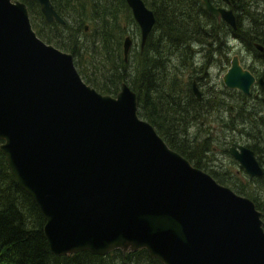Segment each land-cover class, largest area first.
I'll return each mask as SVG.
<instances>
[{
    "label": "water",
    "instance_id": "95a60500",
    "mask_svg": "<svg viewBox=\"0 0 264 264\" xmlns=\"http://www.w3.org/2000/svg\"><path fill=\"white\" fill-rule=\"evenodd\" d=\"M25 1L0 0V152L45 219L50 253L144 248L162 264H264L255 203L170 148L137 114L126 82L115 96L88 85L71 53L37 36ZM35 1L46 22L64 24L51 0ZM221 1L202 0L235 29L230 1ZM125 2L143 49L155 15L143 0ZM131 45L127 35L124 61ZM221 78L244 95L264 82L238 54ZM191 87L201 100L195 80ZM228 153L250 177L262 173L250 149L232 144Z\"/></svg>",
    "mask_w": 264,
    "mask_h": 264
},
{
    "label": "trees",
    "instance_id": "16d2710c",
    "mask_svg": "<svg viewBox=\"0 0 264 264\" xmlns=\"http://www.w3.org/2000/svg\"><path fill=\"white\" fill-rule=\"evenodd\" d=\"M143 1L153 11L155 24L142 52L140 45L135 52L131 48L127 61L123 59L121 45L124 29L120 28L117 13L119 8L126 7L125 0H51L57 13L65 19L62 25L55 21L46 22L35 0L25 3L32 27L43 41L69 51L73 59L89 53L91 59L101 64L106 79L102 84L86 79L77 68L87 84L102 94L114 96L121 83L126 82L136 93L137 114L154 126L170 148L202 169L200 161L187 155L184 147L188 148L190 144L184 145L185 136L176 135L174 126L179 130L186 126L184 116L201 122L203 119L207 121L213 111L217 119V115L223 114L225 103L212 94V88L205 87L207 70L214 61H218L220 68L224 67L230 52L226 46L228 38L245 43L256 57L264 61V50L258 51L254 47V43L264 47V13L257 10L258 0H229V8L236 18V28L233 29L207 12L202 0ZM212 2L215 6L223 3L221 0ZM130 19L135 26L131 15ZM90 23L93 26L91 35L90 29L83 31L84 24L90 28ZM156 32L159 33L155 35ZM57 33L63 41L56 38ZM192 42L201 47L203 56L200 64H196ZM189 67H193L195 74L189 83L181 85L180 77ZM246 68L264 78V72L257 74L253 64H247ZM193 80L201 91V100H197L192 92ZM258 92L259 102L264 104V85ZM239 96L242 99L249 97L241 92ZM240 113H243L241 107ZM261 118L264 127V117ZM197 146V150L190 147L199 156L209 149V138ZM217 182L222 181L218 179ZM253 202L259 210L255 199ZM44 223L42 213L16 182L0 152V264H162L144 248L128 252L115 249L105 255H94L86 250L52 255L44 236Z\"/></svg>",
    "mask_w": 264,
    "mask_h": 264
},
{
    "label": "rangeland",
    "instance_id": "374dc122",
    "mask_svg": "<svg viewBox=\"0 0 264 264\" xmlns=\"http://www.w3.org/2000/svg\"><path fill=\"white\" fill-rule=\"evenodd\" d=\"M257 4V10L264 13V0H258ZM219 5L225 6V4L221 2ZM117 13L120 28L122 27V29H124V33L121 37V45L126 35L133 36V33H136L135 36L132 37V50L135 52L139 49L140 45L139 27L136 23L134 26V24L131 22V11L127 5L126 7L119 8ZM131 18L133 19L132 15ZM89 29V35H91L93 32V26L91 23ZM158 33L159 32H156L155 35ZM56 38L63 41V37L60 36L59 33L56 34ZM50 44L54 45L53 43ZM226 46L230 48L227 62L223 63L224 60L222 61L224 65L223 68L218 66V61H214L212 63L213 66L207 70L208 76L205 85V87L208 86L212 88V94H214L217 99L223 100L225 103V106L222 108L223 114L221 116L217 115L219 118L217 119L215 111H213L210 117H207V121L206 119H203L201 122H194L197 119L190 120L188 118L189 116H184V118H186V126L179 130V128L175 125L174 127L176 129L174 128V130L176 135L185 136V146L190 144V146H193L196 150L199 149L197 144H199L200 141L209 138V149L206 152H201L198 156L196 151H193V149L188 146V148L184 147L188 151L187 155L193 158L195 161H200L202 170L204 169V171L208 172L217 180H221V184L230 187L237 194L247 196L252 200H257L258 198L261 199V189L259 188L260 191H258L257 185L248 181L247 177L243 173V170L239 168L238 162L228 154L227 149L231 140L238 143H245L244 141L247 140V136H244V132L253 128L264 129V127L261 125L263 119L261 116L264 117V104L259 102V98L257 96L259 93L257 91L259 88L258 86L253 88L249 97L242 99L239 96V91L229 89L224 86L221 77L229 67L230 59L234 54L239 55L240 61L244 67H246L247 64H253L254 68L258 71L257 74L264 72V61L256 57L255 54L250 49H248L245 43L233 38L227 39ZM191 49L195 51L194 58L197 62L196 64H200L203 56L201 53V47L197 43L192 42ZM62 51L70 53L69 51L63 49ZM74 61L76 63V69L78 68L86 79L88 78L89 80H93V82L99 84H102L106 80L104 79V74H102L103 71L101 70V64L97 63L95 59H91L89 53L81 57L75 56ZM194 74L195 72L193 71V67H189L187 70H185L184 74L180 77L181 85L182 83H189L192 79L190 77L194 76ZM88 85L91 86V84ZM241 106H243V108L261 107V111L254 115H248L245 112L241 114ZM179 137L181 138L182 136Z\"/></svg>",
    "mask_w": 264,
    "mask_h": 264
},
{
    "label": "flooded vegetation",
    "instance_id": "af4514ba",
    "mask_svg": "<svg viewBox=\"0 0 264 264\" xmlns=\"http://www.w3.org/2000/svg\"><path fill=\"white\" fill-rule=\"evenodd\" d=\"M127 5V4H126ZM130 9V8H129ZM131 11V10H130ZM60 15V14H59ZM131 15H132V12H131ZM61 16V15H60ZM62 17V16H61ZM133 17V16H132ZM63 18V17H62ZM64 19V18H63ZM134 19V18H133ZM65 21V19H64ZM57 22V21H55ZM135 22V20H134ZM59 23V22H57ZM65 23V22H64ZM136 23V22H135ZM60 24V23H59ZM137 24V23H136ZM62 25V24H61ZM84 25H88V24H84ZM138 25V24H137ZM139 27V26H138ZM89 30V25H88V29L85 30V28L83 27V31L84 32H88ZM140 30V29H139ZM136 33H133V36L135 35ZM127 36V35H126ZM131 38L133 37L132 35H129ZM133 43V42H132ZM131 48H132V45H131ZM140 51L142 52V48H141V45H140ZM258 77V76H257ZM263 85H264V82H263ZM262 85V86H263ZM255 86H258V87H262V86H259L258 84H255L252 89H251V93H252V90ZM259 89V88H258ZM257 89V91H258ZM251 93L249 95H244V96H250ZM241 109H242V112H245L246 114L248 115H254V114H258L260 111H261V107L260 108H255V107H252V108H243V106H241ZM250 109V110H248ZM244 136H247V140H245L244 142L245 143H238V142H230L229 144V147L232 145V144H237V145H242L248 149H250L253 154H254V157L257 161V163L259 164L261 170H262V173L260 175H256V176H253V177H250L247 173L244 172L243 170V173L244 175L247 177L248 181L249 182H252V183H255L257 185V190L262 191V194H261V199L258 198L257 200L255 199V202L257 203V206L259 208V212H261V218L264 220V129H259V128H253V129H250L246 132H244ZM248 142H251V143H248ZM228 147V148H229ZM227 152H228V149H227ZM229 154V153H228ZM230 155V154H229ZM231 156V155H230ZM237 161V160H236ZM238 162V161H237ZM239 164V162H238ZM260 188V189H259ZM264 223V221H263Z\"/></svg>",
    "mask_w": 264,
    "mask_h": 264
}]
</instances>
